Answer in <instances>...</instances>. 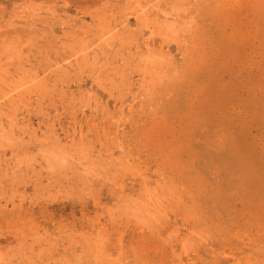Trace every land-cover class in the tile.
<instances>
[{"label": "rangeland", "instance_id": "rangeland-1", "mask_svg": "<svg viewBox=\"0 0 264 264\" xmlns=\"http://www.w3.org/2000/svg\"><path fill=\"white\" fill-rule=\"evenodd\" d=\"M0 264H264V0H0Z\"/></svg>", "mask_w": 264, "mask_h": 264}, {"label": "bare ground", "instance_id": "bare-ground-1", "mask_svg": "<svg viewBox=\"0 0 264 264\" xmlns=\"http://www.w3.org/2000/svg\"><path fill=\"white\" fill-rule=\"evenodd\" d=\"M116 2V1H115ZM110 3V2H109ZM164 6V5H163ZM161 7V6H160ZM112 9V8H111ZM128 9V8H127ZM101 10V9H100ZM146 10V9H145ZM161 11V10H160ZM163 11V10H162ZM141 12V11H140ZM126 27V26H125ZM100 33V32H99ZM119 33V32H118ZM101 38V37H100ZM114 40V39H113ZM106 42V41H105ZM108 42V41H107ZM108 45V44H107ZM103 47V46H102ZM15 51V50H14ZM151 51V50H150ZM121 55V54H120ZM144 56V55H143ZM83 57V56H82ZM83 59V58H82ZM81 59V60H82ZM146 61V60H145ZM166 65V64H165ZM62 73V72H61ZM17 88V87H16ZM32 93V92H31ZM8 97V96H7ZM24 97V96H23ZM16 98V97H15ZM13 98V100L15 99ZM72 119V118H71ZM4 129V128H3ZM15 142V141H14ZM3 143V142H2ZM5 147V146H4ZM11 184V183H10Z\"/></svg>", "mask_w": 264, "mask_h": 264}]
</instances>
